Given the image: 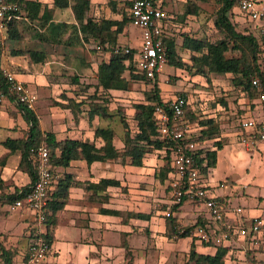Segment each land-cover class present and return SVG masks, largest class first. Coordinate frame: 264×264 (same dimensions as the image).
Listing matches in <instances>:
<instances>
[{"label": "crops", "instance_id": "0c3cea01", "mask_svg": "<svg viewBox=\"0 0 264 264\" xmlns=\"http://www.w3.org/2000/svg\"><path fill=\"white\" fill-rule=\"evenodd\" d=\"M30 1L39 3L41 8L37 14L34 9H29L27 14L22 8L20 18L15 21L16 34L12 37L6 34L0 39V45L3 46L0 68H8L15 75H19L18 79L24 81L37 94L38 101L33 112L39 123V134L44 137L50 132L57 140L74 139L77 142H89L98 148L105 140L96 135L95 130L110 129L111 145L114 150H120L124 129L121 125L122 130L117 131L112 120L120 124L122 120L125 121L119 117L117 110H114L121 107L122 111L125 90L103 89L98 85L97 78L98 64L109 61L115 53L112 44H98L97 39L82 35L78 29L76 36L68 40L66 33H60L62 25L73 24L77 28L79 22L75 19L71 7L56 6L54 0ZM104 1L89 0L85 20L88 17L98 19L99 6ZM156 2L158 3L157 0ZM162 8L167 11L163 5ZM235 13L241 17L240 22H247L237 9ZM106 18L119 20L114 15ZM169 23L171 21L165 24V36H169L166 33ZM125 29L118 36V43L120 39H127L124 36ZM159 74L160 72L156 76L161 89ZM107 93L112 101L107 100ZM121 94L122 102L116 103L114 100H118ZM161 101L168 103L171 99L161 98ZM252 103L254 105L251 110H238L233 113L236 120V123H233V142L222 143L215 150L213 144L220 140V137L216 136L204 140L196 147L198 156L203 158L205 152L215 151V165L201 170L200 176L204 187L224 203L227 221L234 227L233 234L218 243L228 248L225 264H258L264 260V197L257 194L249 200H243V204L233 205L229 201L228 192L224 191L228 188V177L219 171L228 158L230 161H236L240 157L249 156L252 161L253 154L259 157L258 152L264 150V143L243 146L239 142V124L242 120L252 119L264 123V103L258 100ZM205 125L198 129L193 127L192 132L197 136H200L201 132L204 134L208 128ZM29 127L30 124L16 103L2 102L0 246L12 253L10 264H21L26 257L34 215L25 207L9 210L12 203L10 197L14 191L30 186L31 179L27 172L18 168L20 151L15 149L10 152L3 143L24 137ZM76 153L77 156L71 158L66 165L53 166V184L64 181L69 185L65 193L56 192L51 198L59 204L53 213V250L41 264H182L186 260L192 241L198 253L209 256L216 253L218 244L214 240L209 241L211 244L202 242L189 233L182 237L173 236L172 239L164 236V212L171 205L168 187L171 176L169 173L164 179L162 171L166 167L164 165L167 158L164 157L162 149L146 152L142 163L136 166L123 163L119 157H105L88 163L79 149H76ZM150 153L158 157V174L154 172L157 167L156 160ZM56 154L58 155L59 151ZM201 164L206 165V161L202 160ZM151 169L154 174L152 177ZM243 171L245 173L238 181L233 180L236 184L240 183L238 186L242 193L256 178L248 173V169ZM101 179H114L118 185L101 184ZM229 190L231 191L230 188ZM238 207L242 212L236 214L234 209ZM111 211L143 213L149 214V217H133L126 223L122 221V216H117ZM171 211L183 227L191 229L195 227L194 224L201 222L209 235H218L221 232L220 227L209 218L204 206L199 202L186 200L172 206ZM258 216L263 224L255 236H240L236 233L237 229L248 231L253 218ZM122 242H125L128 251Z\"/></svg>", "mask_w": 264, "mask_h": 264}, {"label": "trees", "instance_id": "16d2710c", "mask_svg": "<svg viewBox=\"0 0 264 264\" xmlns=\"http://www.w3.org/2000/svg\"><path fill=\"white\" fill-rule=\"evenodd\" d=\"M16 1L22 11L24 8L29 14V9H34L36 14L41 8L39 3L30 0H9ZM54 5L60 7L70 6L75 19L79 21L77 23V28L73 24H63L62 33H66V38L69 40L76 36V31L82 35H88L93 39H97L98 44L110 43L113 46V50H118L117 53L109 59L107 62H100L97 66V78L98 85L102 86L103 89H115V90H127L129 86V80H135L138 78H143L142 75L137 71L136 60L134 58L133 48L130 53L126 54L123 52L122 48L118 45V36L121 35L123 30L130 25L131 18L128 14V8L130 6L129 1L127 5L123 8L122 17L119 20L110 19L106 17H99L98 19H92L90 17L85 20V13L89 8V0H54ZM112 3V1H109ZM115 3V2H114ZM219 7L215 12L213 27L218 30L222 38L209 43L196 36L184 34L181 46L192 52L191 60L193 63L191 65H186L185 62L177 55L176 42L171 36H165L163 42L166 47V66L169 67H179L185 68L192 74H198L202 76H207L206 73L211 74H225L230 73L233 75L232 81L236 86L241 87L244 91L248 93L256 94L258 97V90L256 87L252 86L251 79L257 76L260 80L264 81V72L260 67L262 61H264V39L259 37L255 29L251 28V24H247L241 29H236L235 24H239L235 20V9L238 7V0H219ZM162 7V4H160ZM199 10L195 5V0H185V9L183 11L184 17L189 14H198ZM35 14V15H36ZM169 15L168 22L173 21V16ZM18 19H13L12 22L8 24L7 34L12 37L16 34L15 21ZM86 21V22H84ZM84 22V23H83ZM70 42L71 41H68ZM73 43V42H72ZM26 54V51L24 52ZM2 52L0 49V62H1ZM128 73V78L124 76V73ZM152 79V86L146 95V103H136L134 105L135 117L137 119L135 133L129 130L128 125L122 121L124 128V136L122 148L120 150H114L111 145L112 132L110 129L97 128L95 134L102 136L105 143L101 147H94L89 142H77L74 139L57 140L53 133H46L44 137L39 134V123L35 118L34 112L25 108L20 103L15 102L13 97H11L6 81L2 77L0 68V93L3 96V101L16 103L18 108L21 109L23 117L27 119L30 124L29 131L27 135L15 140H9L4 142L3 145L10 152L18 149L20 151V158L18 168L25 171L30 176L31 182L35 180V174L33 170V159L31 158L30 148L35 147L39 142L44 141L48 151L49 165L51 166V171L53 172V166L55 165H66L71 158L77 156L76 149L82 153V157L86 159L88 163L96 160L103 159L105 157H119L122 159L123 163H128L130 165H138L142 163L143 155L146 152L152 150L162 149L166 159V167L163 168V175L165 177L171 172V152L169 143L163 142L158 138L157 125L155 123L154 117H152V110L154 104H162L161 98L159 96V85L157 81V76L154 75ZM151 81V80H150ZM193 112L190 113L188 105L184 107V116L188 120H197V117ZM210 120L202 122V125L210 123ZM109 135H106V134ZM206 134V133H205ZM201 134L200 136L195 135L192 132V137L196 144H201L206 139H211V136ZM221 141L215 142L214 149H218L221 146ZM59 151L57 155L56 152ZM196 159L198 163H202V160L206 161L205 167H213L216 163L215 151L205 152L204 158L199 157L196 151ZM163 180V178H161ZM99 183L114 184L118 185V182L114 179H101ZM98 184V183H97ZM96 184V186H98ZM68 183L64 181H58L56 184H52V190L47 195V210L46 219L43 223L44 226V236L52 243V229H53V213L55 209L59 206L58 202L52 201L53 194L56 192L64 193L67 190ZM94 186H92L93 188ZM29 186L16 189L14 194L10 197L12 202L16 201L17 198L23 196V194L28 190ZM53 203L55 205H53ZM114 212V211H111ZM117 216H122L123 222H128V219L133 217H149V214L143 213H133V212H114ZM165 233L164 236L167 239H172L175 237H182L188 235V230L190 227H184L181 232L175 231V226L177 220L174 217L165 218ZM199 223V224H198ZM194 226L203 223L198 222ZM124 240V236L121 235ZM211 244V242H208ZM123 247L128 251V247L125 242H122ZM216 253L213 256L203 255L195 250L194 242L190 244V248L186 254V260L182 264H225V259L228 254V248L224 245L218 244L216 246ZM12 261V253L6 250L4 247L0 246V264H10ZM258 264H264V260L258 262Z\"/></svg>", "mask_w": 264, "mask_h": 264}, {"label": "built area", "instance_id": "2783aa9c", "mask_svg": "<svg viewBox=\"0 0 264 264\" xmlns=\"http://www.w3.org/2000/svg\"><path fill=\"white\" fill-rule=\"evenodd\" d=\"M237 10L243 14L252 29L256 30L259 37L264 39V2L261 0H238ZM21 8L16 1L0 0V39L7 34L8 24L13 19L20 18ZM128 14L131 18L130 26L137 27L141 44L135 48L134 58L137 71L146 80L154 79L166 63V47L163 42L165 37V24L169 18L156 0H130ZM133 48L124 47L123 52L128 54ZM118 50H114L117 53ZM1 74L8 86V91L15 102L33 111L36 108L38 97L24 81L18 79L8 68H2ZM252 86L258 90V99L264 103V81L257 76L251 79ZM3 96L0 93V107ZM187 97L176 94L168 103L154 104L152 117L155 119L158 130V138L170 145L171 172L168 184L171 197V205L164 212V217H173L172 206L186 200H194L201 203L209 218L221 229L218 235H209L204 226L197 225L188 230L189 234L202 242L214 240L220 243L233 234L234 227L227 221L224 203L204 187L200 171L205 165H200L196 159V147L198 144L192 137V125L184 116V107L187 105ZM239 142L243 146L264 143V123L252 119L242 120L239 124ZM33 159L35 180L22 197L9 205V210L16 208H28L34 215V223L30 233V243L27 254L21 264H41L52 254V243L44 236L43 223L46 219L47 195L52 190L54 175L49 165L48 151L44 141L30 148ZM235 213L242 212L240 207L235 208ZM263 224L258 216L253 218L249 230L237 229L240 236H255ZM183 226L177 222L175 231L181 232Z\"/></svg>", "mask_w": 264, "mask_h": 264}, {"label": "rangeland", "instance_id": "374dc122", "mask_svg": "<svg viewBox=\"0 0 264 264\" xmlns=\"http://www.w3.org/2000/svg\"><path fill=\"white\" fill-rule=\"evenodd\" d=\"M111 1L112 3L109 1L107 2V0L101 2L99 6V17L102 18L114 15L116 18L120 19L123 14V8L127 5L128 1L130 3V0ZM157 1L158 3L162 2L164 8L174 18L173 21L169 23L166 33L175 39L177 55L186 65H191L193 61L191 60L192 52L181 46L184 34L196 36L209 43H213L223 37L212 25L215 12L220 5L219 0H195V5L199 10L198 14L196 15L192 13L186 17L183 15L185 0ZM112 12L115 14H112ZM240 19L241 17H239V15L235 16L236 22L239 23L237 25L235 24L237 30L245 27L246 24H249L248 22H240ZM138 35L139 31L137 27L129 26V29L126 27L124 36L127 39H120V42L118 43L119 47L124 48L123 46H132L134 48H139L141 40ZM0 49L2 52V45H0ZM5 56L7 57L8 53ZM260 67L264 72V61H262ZM206 75L207 76L205 77L198 74H192L185 68L164 65L159 74V84L161 86L159 96L160 98L170 100L175 97L176 94H184L189 102L190 113L193 112L197 117V120H189L192 128L194 127L195 129H198L204 126L202 125V122L210 120L211 122L206 124L208 128L207 131L204 132V134L206 133L205 135L208 134L207 136H211V139L219 136L221 143L233 142V140H235L233 135L235 127L233 126V123L234 121L236 123L233 113L238 110H240V112L251 110V107L254 105L252 102H255L256 100L259 101V99L256 97L255 93H248L241 87L236 86L232 81L233 75L230 73H206ZM16 76L17 78L20 77L17 74ZM124 76L129 79L127 72L124 73ZM151 86L152 80H146L144 77L142 79H135L134 81L129 80L128 90L124 91L125 100L123 103L124 105H122V111L120 109L121 107L114 108V110H117L119 117L125 119L124 122L128 125L129 130L132 133H135L137 124L134 105L140 101H146L145 98ZM105 95L108 97V101H112L109 99L108 93ZM121 99H123L122 94L119 95L118 100L114 101L116 103H121ZM112 123L117 131L122 130V123H115L114 120H112ZM204 129L206 130V128ZM258 153H260L259 157L258 155H251L252 161L249 156L246 158L240 157L236 161L231 160L232 162L230 161V158H228L227 163L219 170L223 176L228 177V188L224 189V191L228 192V196L230 197L229 201L233 205L243 204V200H249L254 196H257V194L264 197V150L262 149V151ZM150 154H153L151 157L156 160L157 167L154 168V172L158 174V157L154 153ZM243 169H248V173H251L252 176H255L256 178L253 183L243 190L242 193L238 186L240 183L238 182L236 184L233 180L238 181V179H240L239 177L245 173ZM152 172L153 169H151V177L154 175Z\"/></svg>", "mask_w": 264, "mask_h": 264}]
</instances>
